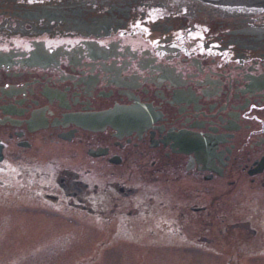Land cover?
Here are the masks:
<instances>
[{"label": "flooded vegetation", "instance_id": "1", "mask_svg": "<svg viewBox=\"0 0 264 264\" xmlns=\"http://www.w3.org/2000/svg\"><path fill=\"white\" fill-rule=\"evenodd\" d=\"M15 181L14 206L114 224L121 242L264 253V16L0 0L1 198Z\"/></svg>", "mask_w": 264, "mask_h": 264}, {"label": "rangeland", "instance_id": "2", "mask_svg": "<svg viewBox=\"0 0 264 264\" xmlns=\"http://www.w3.org/2000/svg\"><path fill=\"white\" fill-rule=\"evenodd\" d=\"M12 185L18 187L14 194L0 197V264H264L256 242L225 241L202 249L188 239L149 240L147 230L135 241L121 242L114 224L50 215L25 200H20L25 207L14 206V199L24 196L17 181Z\"/></svg>", "mask_w": 264, "mask_h": 264}, {"label": "water", "instance_id": "3", "mask_svg": "<svg viewBox=\"0 0 264 264\" xmlns=\"http://www.w3.org/2000/svg\"><path fill=\"white\" fill-rule=\"evenodd\" d=\"M221 8H239L247 9L249 13H256L264 10V0H201Z\"/></svg>", "mask_w": 264, "mask_h": 264}]
</instances>
